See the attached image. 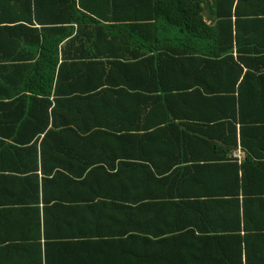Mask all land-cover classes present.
Returning a JSON list of instances; mask_svg holds the SVG:
<instances>
[{"label": "trees", "instance_id": "16d2710c", "mask_svg": "<svg viewBox=\"0 0 264 264\" xmlns=\"http://www.w3.org/2000/svg\"><path fill=\"white\" fill-rule=\"evenodd\" d=\"M12 1L22 15L0 29V115L6 116L0 118V191L30 196L28 203L8 200L6 207L27 204L17 211V221L29 212L42 227L49 186L62 180L83 183L86 176L101 172L87 164L75 170L66 161L76 153L72 148L105 143L194 145L210 154L200 160L203 164L178 166L183 159H177L165 168H130L168 178H202L209 187L222 184L223 190L210 191L196 202L166 207L189 205L202 214L201 220L217 210L225 220H234V227L228 228L235 233V244L221 234L202 238L206 243L200 240L203 247L195 250L203 254L208 246L210 253L248 264V218L263 209L261 198L250 196L257 191L249 187L264 177V152L253 151L264 150L256 143L264 126L249 123L264 119L245 118L243 110L247 96L259 90H252L248 68L264 62L259 54L264 49L253 48L254 33L264 32V0H212V25L202 20L199 0ZM125 1L132 3L124 6ZM145 3L154 5L142 8ZM124 8L133 10L130 15L139 8L151 9L153 18L123 20L119 11ZM147 36L151 40L145 44ZM131 43L153 51L126 54L123 48L134 46ZM135 74L157 86L130 84ZM193 77L195 85L174 83ZM190 105L217 115L207 117L204 125L174 124L175 113ZM160 111L167 115L158 124L136 125L140 116ZM238 148L243 153L240 162L226 159V153ZM124 209L131 220L139 207Z\"/></svg>", "mask_w": 264, "mask_h": 264}, {"label": "crops", "instance_id": "0c3cea01", "mask_svg": "<svg viewBox=\"0 0 264 264\" xmlns=\"http://www.w3.org/2000/svg\"><path fill=\"white\" fill-rule=\"evenodd\" d=\"M7 1L0 0V29L16 23L22 15L13 8L15 3L12 0ZM199 2L202 20L212 25L214 18L209 9L212 0ZM130 3L132 2L125 1L124 6ZM141 5L144 8L154 4ZM130 11L133 10L124 8L119 11L123 12V20L130 17L129 19L135 20L133 22H143L142 20H151L154 14L148 8H139L137 14L130 15ZM132 15L139 17L134 18ZM1 34L0 32V36ZM253 37V48L264 49V32H255ZM144 40L148 44L151 37L147 36ZM131 44L134 46L123 48L126 54H129L127 51H153L136 43ZM259 54L264 56V50ZM248 70L252 74V90H259L250 93L254 98L250 99V94L247 96L249 104L243 110V117L261 120L264 119V62L252 63ZM194 81L193 77L179 79L174 83L182 86L195 85ZM129 82L139 87L157 86V83L141 74H135V78H131ZM213 85L220 86L219 83ZM203 109L202 106H183L182 111L175 113L177 118L173 122L204 125L207 117L217 115L215 111L205 112ZM166 115V112L160 111L153 112L150 116H140L136 125H156L158 121L166 119ZM5 117L0 115V118ZM249 124L263 128L264 121ZM2 128L0 126V131ZM256 143L264 148V134ZM72 151L76 153H72L66 161L75 170L87 164L88 168H99L101 172L86 176L83 183L71 184L62 180L60 184L49 186L46 193L49 201L47 209L44 210L45 220L42 227L36 226L29 212L24 213L25 217L21 218L23 221H17V211L27 204L14 203L12 206L16 207H6L8 200H23L28 203L30 196H9L0 191V264L238 263L237 257L224 258L220 254L210 253L208 246H204L207 251L203 254H198L195 250V246H202V238L221 234H225L222 235L224 239L232 238L231 241L235 244V233H231L228 228L234 227V220H225L220 216L221 212L216 210L207 215V219H212L209 223L205 217L201 220L202 214L199 216L189 205L179 209L175 206L166 207V204L172 202H196L198 198L206 197L210 191L223 190L222 184L209 187L202 178L197 180L187 175L168 178L146 171L140 174L130 168L135 165L150 169L154 166L165 168L170 163L177 164V159H183L178 162V166L200 165L203 164L200 160L210 155L205 148L185 144L105 143L77 146ZM253 151L256 154L264 152L256 148ZM232 152L226 153V159L232 158ZM192 157L198 161H193ZM185 158L187 159L184 160ZM261 165H264V161H261ZM249 190L257 191L250 196L261 198L263 209L252 211L248 218L250 235L246 238L249 247L247 261L248 264H264V193L261 194L264 191V177L261 176L253 182ZM135 204L139 210L133 215L135 219L132 217L130 220L126 216L127 209L124 208ZM201 241L206 243V240Z\"/></svg>", "mask_w": 264, "mask_h": 264}, {"label": "built area", "instance_id": "2783aa9c", "mask_svg": "<svg viewBox=\"0 0 264 264\" xmlns=\"http://www.w3.org/2000/svg\"><path fill=\"white\" fill-rule=\"evenodd\" d=\"M242 155H243L242 151L238 148L232 152L231 157L237 162H240V160L242 159Z\"/></svg>", "mask_w": 264, "mask_h": 264}]
</instances>
